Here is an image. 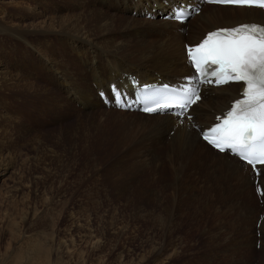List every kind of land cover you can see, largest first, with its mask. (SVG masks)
<instances>
[{"label":"rangeland","instance_id":"1","mask_svg":"<svg viewBox=\"0 0 264 264\" xmlns=\"http://www.w3.org/2000/svg\"><path fill=\"white\" fill-rule=\"evenodd\" d=\"M31 6L40 7L34 0H0V23H30L21 18ZM230 14L240 18L238 11ZM63 15L64 24L75 19L73 11ZM2 29L0 61H18L19 40ZM80 34L100 38L93 29ZM25 56L20 64L26 60L27 74ZM180 56L175 53L178 62ZM41 72L32 74L46 91L50 77ZM0 87V264H264V246L256 248L261 207L252 186L242 196L220 194L196 170L170 163L164 139L156 154L165 158L152 164L135 146L138 132L122 135L103 112L95 122L78 104L50 111L46 96ZM65 91L61 85L56 93Z\"/></svg>","mask_w":264,"mask_h":264},{"label":"bare ground","instance_id":"2","mask_svg":"<svg viewBox=\"0 0 264 264\" xmlns=\"http://www.w3.org/2000/svg\"><path fill=\"white\" fill-rule=\"evenodd\" d=\"M34 1L38 2L40 7L31 6L21 18L30 23H0L3 32L17 37L18 47L23 50L18 61L13 60L8 64L0 61V86L15 89H21L22 86L33 94L46 96L51 105L50 111L59 110V107L63 106L71 109L74 107L72 103L79 104L88 112V118L95 122L98 121L97 116L103 112L106 123L114 122L122 135L131 136L138 132L135 146L142 150L141 158H148L152 164L165 158L161 159L156 154L158 143L164 139L161 145L168 149L167 158L170 163H177L182 171L196 170L198 177L219 188L220 194L231 191L242 196L245 190L253 187L254 174L250 167L234 157L212 150L201 141L198 131L193 127H207L208 122L202 121L200 117L210 116V121L212 112L224 110L241 87L229 85L214 93L210 92L200 106L192 110L194 119L190 121L184 118V126H180L179 119L174 116L124 113L115 108L106 110L97 96V90L109 93L110 83L133 81L137 76L144 83L153 81L156 77H164L183 85L186 78L193 74L185 58L184 49L182 52L177 51L176 46L178 48L182 43L180 47L184 48V42L196 43L205 32L220 26L253 19L264 23V12L207 6L200 16L190 22V30L186 36L178 31L182 26L179 23L164 21L161 17L144 21L133 14H127L136 9L138 14L147 10L152 12L154 17L160 16L173 0H63L61 6V0L54 6H51L50 0ZM188 1L193 6L199 5V0ZM65 11L74 12L75 19L72 22L63 23ZM236 11L239 12L240 18L232 20L230 13ZM239 14H234L233 17ZM70 29L79 30V34H70ZM89 29L98 32L100 38L93 41L83 39L80 33ZM42 38L47 40L43 43ZM32 53L39 60L37 68L34 67L36 61L33 60L35 57H32ZM175 53L181 55V62L176 60ZM24 55L30 61L32 72H38L37 76L40 74L41 77L42 70L50 77L51 87L45 85L46 91L41 87L39 77L32 72H24L27 70L26 60L21 68L20 63ZM11 69L21 71V76H18L19 73L15 75ZM93 84L97 86V90ZM61 85H65L67 89L64 97L56 93ZM63 109L65 110L64 107ZM77 111L78 114L82 113L81 109ZM169 134L172 136L170 142H167L163 137ZM258 210L261 213L264 208ZM258 219L259 216L256 223ZM261 232L264 238V221ZM261 243L264 246V240Z\"/></svg>","mask_w":264,"mask_h":264},{"label":"snow or ice","instance_id":"3","mask_svg":"<svg viewBox=\"0 0 264 264\" xmlns=\"http://www.w3.org/2000/svg\"><path fill=\"white\" fill-rule=\"evenodd\" d=\"M206 2L264 10V0ZM189 15L191 13L185 7L175 10L178 20L187 19ZM186 54L194 72L186 78L185 84L154 90L144 85L141 94L131 101L113 84L111 91L115 105L131 108L138 104L145 113L174 109L177 116L183 117L201 99L200 89L204 84L240 83V98L230 105L222 119L218 118L214 126L203 132L202 138L220 152L229 151L252 166L258 182L257 165L264 166V25L243 24L211 31L198 45L187 47ZM258 191L264 195V190Z\"/></svg>","mask_w":264,"mask_h":264}]
</instances>
